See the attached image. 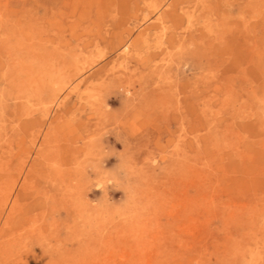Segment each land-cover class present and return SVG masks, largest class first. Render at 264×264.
<instances>
[{
    "label": "rangeland",
    "instance_id": "1",
    "mask_svg": "<svg viewBox=\"0 0 264 264\" xmlns=\"http://www.w3.org/2000/svg\"><path fill=\"white\" fill-rule=\"evenodd\" d=\"M172 1L0 0V264H264V0Z\"/></svg>",
    "mask_w": 264,
    "mask_h": 264
},
{
    "label": "bare ground",
    "instance_id": "2",
    "mask_svg": "<svg viewBox=\"0 0 264 264\" xmlns=\"http://www.w3.org/2000/svg\"><path fill=\"white\" fill-rule=\"evenodd\" d=\"M179 2V0H173L172 1V3H174V4H180V3H178ZM170 15L169 16H171V17H176V14L175 13H169ZM122 40V39H121ZM121 40L120 39H118V43L120 44L121 43ZM120 46L122 47V48H124V50H126L127 49V43L126 42H124V41H122V43L120 44ZM66 84V83H65ZM54 85H56L57 87L56 88H54V89H52L53 91H52V97L50 98V103L51 102H53V100L56 98V93H58L59 91H61L62 89H63V86L61 87V84H60V86L58 87V83L57 84H54ZM71 92V91H70Z\"/></svg>",
    "mask_w": 264,
    "mask_h": 264
}]
</instances>
